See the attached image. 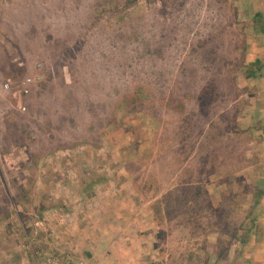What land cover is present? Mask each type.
I'll return each mask as SVG.
<instances>
[{"label":"trees","instance_id":"16d2710c","mask_svg":"<svg viewBox=\"0 0 264 264\" xmlns=\"http://www.w3.org/2000/svg\"><path fill=\"white\" fill-rule=\"evenodd\" d=\"M137 3L0 0V221L14 211L13 203L29 202L40 159L81 143L99 147L122 105L153 120V156L145 164L176 181V189L199 183L194 195L200 197L201 183L218 167H244L238 119L251 90L241 88L239 76L255 70L224 52L220 36L226 30L211 8L203 16L197 1H177L170 21L165 2L132 12ZM252 17L256 31L263 30L261 15ZM241 48H247L246 37L236 40L235 52ZM63 66L70 78L66 90ZM29 77L40 79L22 86ZM152 177L160 182L146 179ZM232 194L223 196L219 218L238 205V193Z\"/></svg>","mask_w":264,"mask_h":264},{"label":"rangeland","instance_id":"374dc122","mask_svg":"<svg viewBox=\"0 0 264 264\" xmlns=\"http://www.w3.org/2000/svg\"><path fill=\"white\" fill-rule=\"evenodd\" d=\"M137 1L132 12H140L149 5L160 9L165 2L170 21L175 20L177 1L190 6L197 1L203 16L211 8L226 30L220 36L224 52L232 59L243 60L252 69L248 61L256 55H248V45L245 51L241 48L235 52L236 40L237 44L242 43L252 29L256 30L251 22L255 14L250 9H246L247 13L243 11V0ZM247 2L249 6L251 1ZM234 3L235 10L231 6ZM125 8L122 7L123 12ZM234 19L242 22L235 25ZM260 24L263 26V21ZM61 73L63 88L69 89L70 78L64 66ZM246 79L239 76L242 89L247 88ZM3 89L9 88L3 85ZM15 101L18 107L22 106L21 99ZM151 124L153 120L144 113L122 105L99 147L81 143L40 159L29 202L13 203L14 211L0 221V233L11 230L10 238H15L17 246L24 247L36 262L53 256L69 264L80 260L85 264H245L243 259L252 241L261 197L257 190L262 184L252 181L254 171L238 174L236 163L231 170L217 166L209 181L201 183L200 197L194 195L199 183L194 188L176 189V181L167 179L159 168L145 164L153 156L148 144L154 132L148 129ZM238 141V147H242L244 138ZM29 148L32 150V143ZM252 161L257 163L258 156ZM149 176L159 178L160 182L154 183L153 177L146 179ZM231 193H238V205L228 206L219 218L216 209L223 196ZM207 204L212 206L210 210L205 209Z\"/></svg>","mask_w":264,"mask_h":264},{"label":"crops","instance_id":"0c3cea01","mask_svg":"<svg viewBox=\"0 0 264 264\" xmlns=\"http://www.w3.org/2000/svg\"><path fill=\"white\" fill-rule=\"evenodd\" d=\"M250 1L248 6L247 0H243L241 8L243 7V11L246 13V9H250L252 14L261 15L260 20L263 21L264 26V0ZM248 20L245 18V21ZM252 31L246 37L247 52L248 55L254 53L256 56L251 58L248 63L252 64V69H255L258 74L245 80L244 86L251 88V93L245 95V98L248 99V104H246L243 114L238 119V126L242 133V138H244V145L237 148L238 150L243 148L245 162L244 167L237 172L238 174H243V172L254 171L252 181L262 184L259 187L260 189L257 190L258 195H261L257 204V223L251 233L253 234L252 241L248 244L247 253L243 260L245 264H264V29L259 31L252 29ZM257 61L259 65L256 66ZM256 156L259 158L257 163L252 161ZM228 166L230 170L233 169L231 165ZM245 180H248V174ZM4 224L10 228L6 222ZM10 224L12 223L10 222ZM1 225L0 228L2 227ZM18 225L19 223H17ZM3 230L5 229L3 228ZM8 231L7 233L4 232V234L3 232L0 233V264H39L40 261L36 262L34 256L27 252L24 247L20 248L17 246L15 238L13 237V240L10 238L11 230ZM22 233L27 236V239L29 238L24 229ZM23 235L20 234V238ZM57 248L58 246H56Z\"/></svg>","mask_w":264,"mask_h":264},{"label":"built area","instance_id":"2783aa9c","mask_svg":"<svg viewBox=\"0 0 264 264\" xmlns=\"http://www.w3.org/2000/svg\"><path fill=\"white\" fill-rule=\"evenodd\" d=\"M40 78L39 77H35V78H26L23 82H22V86L27 87L31 82L33 81H38ZM4 88L8 89L9 88V84L5 83L4 84ZM24 93H27V90H24ZM22 110H25L24 107L21 108ZM39 264H69L61 259H58L56 257L53 256H46L45 258H43V260L39 263ZM74 264H85L82 260L74 263Z\"/></svg>","mask_w":264,"mask_h":264}]
</instances>
